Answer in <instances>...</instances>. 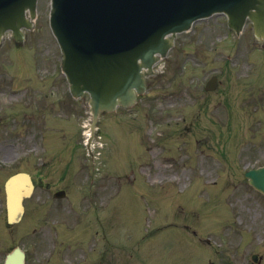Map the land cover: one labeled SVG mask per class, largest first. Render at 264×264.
<instances>
[{"label":"rangeland","instance_id":"obj_1","mask_svg":"<svg viewBox=\"0 0 264 264\" xmlns=\"http://www.w3.org/2000/svg\"><path fill=\"white\" fill-rule=\"evenodd\" d=\"M49 5L38 1L26 46L0 48V264L16 246L25 264H264V198L243 178L264 165V46L251 24L235 37L214 16L177 35L138 104L99 119L93 163L82 146L87 100L72 99L60 75ZM212 75L219 85L205 93ZM20 86L28 91L9 94ZM33 89L46 95L38 118L7 117ZM184 158L194 165L186 193L165 186ZM17 172L37 186L8 225L3 183Z\"/></svg>","mask_w":264,"mask_h":264},{"label":"water","instance_id":"obj_2","mask_svg":"<svg viewBox=\"0 0 264 264\" xmlns=\"http://www.w3.org/2000/svg\"><path fill=\"white\" fill-rule=\"evenodd\" d=\"M34 1L0 0V30L10 28L18 37L23 8L33 15ZM215 11L227 14L236 33L248 16L256 33L264 34V0H200L196 5L180 0H52L50 27L61 45L62 70L72 95L87 91L94 116L98 110L114 109L117 99L128 103L132 88L137 93L143 89L140 70L150 68L156 52L163 56L167 51L164 36L184 31L197 17ZM209 86L214 87V79ZM245 178L264 195V167L248 171ZM30 188L26 176L6 185L9 221L22 211L20 201ZM4 264H23L22 253L16 249Z\"/></svg>","mask_w":264,"mask_h":264},{"label":"bare ground","instance_id":"obj_3","mask_svg":"<svg viewBox=\"0 0 264 264\" xmlns=\"http://www.w3.org/2000/svg\"><path fill=\"white\" fill-rule=\"evenodd\" d=\"M85 136H87V132H85V134H84ZM173 179V178H172Z\"/></svg>","mask_w":264,"mask_h":264}]
</instances>
